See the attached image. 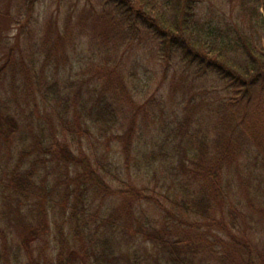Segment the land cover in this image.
Instances as JSON below:
<instances>
[{
    "label": "trees",
    "instance_id": "trees-1",
    "mask_svg": "<svg viewBox=\"0 0 264 264\" xmlns=\"http://www.w3.org/2000/svg\"><path fill=\"white\" fill-rule=\"evenodd\" d=\"M83 1L100 28L93 33L41 19V0L5 13L18 32L0 56V264H264V240L254 245L226 219L223 184L240 155L235 135L264 160V0H221L218 9L211 0ZM81 40L84 63L61 81L67 49ZM134 48L164 72L178 66L183 78L217 81L225 92L206 101L209 121L179 152L169 134L141 146L156 130L158 102L137 99L121 69ZM157 168L172 187L132 180ZM129 237L150 244L151 260L122 250ZM194 237L205 244L200 258Z\"/></svg>",
    "mask_w": 264,
    "mask_h": 264
},
{
    "label": "rangeland",
    "instance_id": "rangeland-1",
    "mask_svg": "<svg viewBox=\"0 0 264 264\" xmlns=\"http://www.w3.org/2000/svg\"><path fill=\"white\" fill-rule=\"evenodd\" d=\"M211 1L217 9L218 6H221V0ZM20 4L21 0H0V56L3 53L4 49L2 48L4 46L12 45L15 42L16 33L18 32V27L12 24L11 18L5 16V13H16ZM83 5V0L80 2L77 0H41L36 7V14L41 19L59 22L64 27L65 25L72 28L75 27L77 32L82 30L83 32L93 33L95 29L99 30L100 28L93 24V19L88 12L84 11L86 8ZM68 20H71L69 25ZM27 27L31 28L32 25ZM20 40L21 48L24 49L26 45L25 35ZM67 53V67L59 76L61 81L74 78L79 67L84 63L87 54L86 40L77 42V45L73 48L67 49ZM164 65L155 56L145 53L142 48H134L126 55L121 69L123 68V73L140 92L137 99L142 96L144 101H147L154 97L158 102L153 103L154 106L151 108L152 115L156 117V124L154 125L156 130L152 134L145 135L144 139L141 140V146L146 145L150 149L153 144H158L161 136L169 134V138L175 142L179 152L184 148V146H181L182 143L193 140V135H201L197 131V126L205 125L209 121L207 115L211 113V109L206 111L204 106L206 101H214L218 96L224 95L225 92L220 90L221 84L217 81H210V79L206 78L193 80L191 77L187 78L186 76L183 78L180 67H172L173 69L164 72ZM211 85L217 88L214 93L211 92ZM207 90L208 92H206ZM187 102H193V104H187ZM198 103L201 105L200 107ZM199 116L203 117V119L198 124ZM187 118L189 119L188 122H186ZM145 120L148 124L154 122V120L151 121L150 116ZM198 137L201 138V136ZM235 139L241 143L240 155L235 167L224 177L223 181L225 188H228L229 203V208L225 211V217L235 222L239 228L237 233L246 236L254 245L260 246V243L264 240V160L244 137L240 139L235 135ZM93 143L99 148L98 151L100 153L104 150L103 140L94 139ZM107 148L111 150V161L117 162L119 151L115 143L111 141ZM177 156V158H180L179 153ZM156 165H159V163L157 162ZM152 171L153 169L149 173L145 170L139 171L137 180L135 178L132 179L135 176L134 171H132L130 177L136 181L135 183L143 184L149 188L168 189L172 187L170 178L166 177L165 173L161 172V169L157 168L155 176L151 175ZM119 177L128 179L127 174L122 171L119 172ZM144 208L147 214L152 213L150 208ZM103 211L101 210L102 213ZM227 211H229L230 215ZM216 218L219 220L218 217ZM102 229V227L99 228V232H102ZM215 233H218V231L213 229L208 232V235H214ZM210 239L211 242H215L214 238L210 237ZM48 240L50 243L49 249H51L53 247L52 237L50 236ZM198 240V237H194L193 242L197 248H195L197 251L195 254L196 258H200L205 254L200 252L205 247V244L201 240L198 242ZM122 246V250L126 247H136L139 250V254L144 258L147 256L149 260L155 254L150 244L145 243L143 245L141 241L131 237L123 239ZM210 264L213 263L210 262Z\"/></svg>",
    "mask_w": 264,
    "mask_h": 264
}]
</instances>
